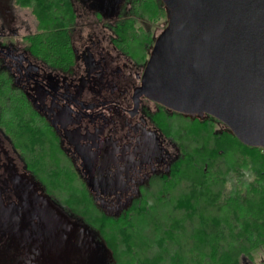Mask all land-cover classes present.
I'll list each match as a JSON object with an SVG mask.
<instances>
[{
    "label": "trees",
    "instance_id": "16d2710c",
    "mask_svg": "<svg viewBox=\"0 0 264 264\" xmlns=\"http://www.w3.org/2000/svg\"><path fill=\"white\" fill-rule=\"evenodd\" d=\"M16 1L37 20L35 34L24 37L27 50L52 69L70 71L76 61L70 0ZM133 2L144 19L166 11L161 0ZM114 30L115 42L136 55L127 46L138 35L135 21ZM160 109L153 119L176 145V158L166 174L153 173L132 201L109 212L57 130L0 61V132L38 188L103 240L108 264H251L264 248V150L243 145L211 117ZM185 126L205 136L194 139Z\"/></svg>",
    "mask_w": 264,
    "mask_h": 264
},
{
    "label": "rangeland",
    "instance_id": "374dc122",
    "mask_svg": "<svg viewBox=\"0 0 264 264\" xmlns=\"http://www.w3.org/2000/svg\"><path fill=\"white\" fill-rule=\"evenodd\" d=\"M133 1L92 0L94 8L79 5L80 18L72 26L75 46L82 55L78 68L81 97L87 103L98 99L104 102L105 98L121 103L116 111L104 112L112 121L104 120L97 109L92 111L93 118H75L67 112L58 115L57 110L62 107L53 106V101L41 90L34 92L37 102L57 118L55 123L65 147L70 154L74 152L80 169L85 168V179L93 181L100 204L109 212L124 202V195L133 185L130 179L142 162L155 161L154 167L163 168L167 158L164 145L171 140L159 128L158 138L152 127L150 121L156 124L153 117L159 110L156 107L150 105L152 113L155 112L152 118L142 116L135 121L126 118L122 110L127 97L131 100L134 87L140 84L136 75L143 73L145 58L151 55L156 39L168 24L167 11L162 5V15L151 20L134 13ZM93 12H98V17L105 15L103 21ZM132 20L138 35L135 39L131 34L127 46L138 52L135 53L138 56L130 55L122 44L115 42L117 31L110 28ZM36 22L31 11L16 0H0V34L4 32L1 27L7 25L14 31L12 36L19 33L24 40L36 31ZM24 41L13 44L24 48L27 45ZM90 50L91 53L94 50L91 57ZM175 121L181 123L179 119ZM185 128L194 139L205 136ZM25 170L12 143L0 132V264H108L110 252L103 240H98L97 234L78 217L60 208L53 197L44 194ZM147 172L152 175L159 170L154 172L149 168ZM147 244L151 247L150 242ZM251 264H264V248L256 251Z\"/></svg>",
    "mask_w": 264,
    "mask_h": 264
},
{
    "label": "water",
    "instance_id": "95a60500",
    "mask_svg": "<svg viewBox=\"0 0 264 264\" xmlns=\"http://www.w3.org/2000/svg\"><path fill=\"white\" fill-rule=\"evenodd\" d=\"M168 24L134 91L190 117L209 116L264 150V0H161Z\"/></svg>",
    "mask_w": 264,
    "mask_h": 264
},
{
    "label": "flooded vegetation",
    "instance_id": "af4514ba",
    "mask_svg": "<svg viewBox=\"0 0 264 264\" xmlns=\"http://www.w3.org/2000/svg\"><path fill=\"white\" fill-rule=\"evenodd\" d=\"M70 3L73 6L75 20H78L80 18L79 16L81 13L78 12L79 5H81L82 7L84 5L85 7H89V8L91 6L92 8H94V4L92 0H70ZM87 11H92V10H87ZM98 14H99L98 12L94 13V15H96L97 17H98ZM98 18L101 19V22L103 21L102 17L99 16ZM108 24L112 25V23H108ZM118 24H119V21H118ZM116 26L119 27L121 25L114 24L112 25V27L110 26V28L114 29ZM1 28L4 32L0 34V61L2 62L3 66L8 68L9 71L12 73V75L15 78L16 83L27 92L33 106L36 107L44 115V117L51 123V125L54 126L55 130H57V133L61 137H62L61 132L58 130L59 128H57L56 123H55V121H57V118L56 119L53 118L52 116L55 117V115L51 116L50 110L48 111L47 108H44L43 106L39 104V102H37L35 94H34L35 90H38V91L41 90L44 93L45 97H48L50 100L53 101V104H54L53 106L62 107V108H58L57 110L58 115L62 112L63 113L67 112L68 115H72L75 118H82L85 116H87V118H93L95 114H93L92 111L97 109L98 110L97 114L102 115L104 117V120L106 121L113 120L112 118H108V114L107 116H104V112L111 111V110L116 111L115 109H117L118 105H120L121 103H118L112 100V98L110 99L105 98L104 102L98 99L97 101H94V102L89 101V103H87L88 101H84L83 98L81 97L80 90L82 86L79 83H82V81H81V75H79L80 73L78 71V68H79L80 60H82V55L79 53L80 50L77 49L75 46L76 39H75L74 32L72 34L73 35L72 37H73V42H74L76 61H75V64L72 66V69H70V71H66L65 69H62V70L57 69V68L52 69L49 64H44L40 62L36 58L35 55H33L31 52L27 50L26 46L23 48L22 46H19L18 43L14 45L13 41H21V40L24 41L23 39H20L19 33H15V36H12L13 35L12 32L14 31L11 27H8L7 25H5V26H2ZM35 32L30 33L27 36L35 34ZM89 53H91V50L89 51ZM92 54H94V50L91 53L90 57L92 56ZM142 75L143 73L142 74L138 73L136 75V79L138 80V82H140L139 86L141 85ZM32 84H34L35 87ZM139 86H135L133 89V92ZM72 91L75 93H72ZM127 94L129 96L130 94L129 90H127ZM150 105L151 107H156V109H159L157 113L161 111L160 108H164L150 101L149 99L142 98L138 115H136L133 118L130 113L132 111V108H134L133 95H132L131 100L129 97H127L126 105L122 107V110L124 112L125 117L133 121L139 119L142 116L144 117L150 116L152 118V114H155V112L152 113V108L150 107ZM164 110H165V113L167 114L174 113L165 108ZM87 113H90V114H87ZM203 117L206 118L209 116H203ZM150 122L152 124V127L156 129L157 132L155 131L154 132L157 134L159 138L160 134L158 133V131L160 132L161 130H158L159 127H157V125L154 124L153 120ZM219 124L222 128H225V126L221 124L220 122ZM62 143H63L62 144L63 148L67 152H69L68 149L64 145L63 137H62ZM164 150H166L167 158H166V161L164 162L163 168H160L159 166L154 167L152 164L155 161L146 162V163H144L145 161L142 162L140 164V167L133 173L134 174L133 177L130 179V182H132L133 185L131 187L129 186V191L126 192V194L124 195L125 197L124 202H121L119 205H116L114 212H118L120 208L126 206L127 203L132 201L138 195L136 193H138V190L141 187V185L146 184V179L149 176H151V174L147 172L149 168L154 170V172L156 170H159L158 173L160 174L167 173V169L170 168L169 166L171 165L172 161L176 158L177 147L170 140L169 144L167 143L164 145ZM70 155L75 156L74 152L72 151ZM73 160H74L75 165L81 171L82 175L86 176L87 172L85 168L83 167V170H81L80 167L77 165L76 156H75V159ZM158 167L159 169H156ZM89 182L91 183L92 188L94 189L95 186H94L93 181L90 180ZM94 195L98 200V197H97L98 195L96 193Z\"/></svg>",
    "mask_w": 264,
    "mask_h": 264
}]
</instances>
